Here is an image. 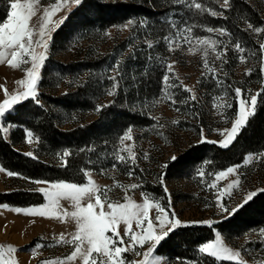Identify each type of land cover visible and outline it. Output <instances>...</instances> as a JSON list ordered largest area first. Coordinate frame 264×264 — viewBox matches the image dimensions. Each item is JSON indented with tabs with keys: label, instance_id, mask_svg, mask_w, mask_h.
<instances>
[{
	"label": "rangeland",
	"instance_id": "obj_1",
	"mask_svg": "<svg viewBox=\"0 0 264 264\" xmlns=\"http://www.w3.org/2000/svg\"><path fill=\"white\" fill-rule=\"evenodd\" d=\"M114 1L109 0L110 3ZM127 1L151 5V12L141 16H126L117 20L115 25L101 29L89 23L84 25L87 14L83 11V15L78 16L80 20L75 21L76 25L72 27L65 41L52 51L54 32L78 6L71 5L57 12L52 17L57 26L50 33L47 59L40 70L37 99L28 98L19 104L26 103L28 108L31 105L40 107L52 116L55 127L65 131L88 125L99 119L100 123L97 126L109 132L100 140L91 141V148L96 149L97 154L92 155L93 159H88L86 171L102 190L105 186L110 189L108 196L111 201L123 202L126 194L124 189L116 187V183L123 185L124 188L137 184L138 187L135 190H128L127 195L136 202H142V193L151 194L169 213V219H172L174 213L175 218L182 222L174 230L189 226L209 227L203 223L192 222L212 221L211 226H214L232 216L221 212L217 207L218 203L231 209L243 203L247 193L264 192L260 191L264 189V157L255 158L264 153V150L250 153L254 159L247 165L244 161L249 154L245 155L241 163L229 166L235 167L236 171L219 181L216 180L215 174L229 167L213 172L210 170L207 157L200 163L191 162L171 167L175 161L171 158L173 156L177 158L192 147L202 144L228 148L234 142L237 136L227 147H221L219 143L225 140L227 136L225 130H230L232 122L237 118L240 100H246V104L250 106L251 96L260 92L262 84L258 80L256 71L261 69L264 61V50L260 49V44L264 43V32L257 33L248 28L247 22L244 23L245 30L249 31L248 37L253 41V49L249 47V43L246 45L237 42L229 31L228 36L207 32L206 28L209 27L223 28L217 22L220 19H227L222 11L225 8L221 7L223 0H209L216 3L213 10L222 15L212 16L206 12L207 17L204 15L205 12L202 13L194 7L189 9L185 4L174 3V0H157L155 3H150L151 0ZM55 2L56 0H39L38 16L42 15L45 7ZM246 2L258 13L259 18L264 20V0H246ZM129 20L135 23L123 27ZM185 28H191L192 38L189 42L184 40L188 33L180 32ZM257 28L264 29L262 25ZM195 37H208L221 42L217 45V52L224 53L222 59H216V52L208 49L209 54L206 59L209 67L214 69L213 72H209L204 67L203 48L206 46L199 45ZM237 43L244 48L243 53L236 50ZM149 44L152 46L149 47ZM170 47L174 50H170ZM189 48L198 50L193 54L189 52ZM36 51L40 52L43 49L37 48ZM241 56H244V62H241ZM80 61L87 64L86 69L73 68L74 63L78 64ZM117 62H119L118 73L115 70ZM169 64L172 65L171 71L168 69ZM67 65L72 67L65 68ZM27 67H30V64L22 65L20 69H13L6 63L0 64V85L4 86L0 88V103L6 98L5 88L9 94L23 90L16 81L25 78L22 69ZM44 70L47 71L44 73ZM248 70H251V74H246ZM262 73L264 76V72ZM165 75L169 77L170 86L167 89ZM84 86L90 91L88 101L94 107L91 111H86L85 105L78 106L74 96L75 93L81 94L78 90L81 88L85 90ZM185 88L191 91H185ZM235 88L242 89L241 97L235 96ZM165 90L169 98H165ZM109 91L114 94L109 95ZM193 94L195 100L190 98ZM62 95H72L71 103L61 102L62 107L54 105L57 104L56 99ZM218 97L222 99L218 100ZM173 100L176 102L173 103ZM225 103L230 104L231 107L219 106ZM214 104L218 106L214 107ZM18 105L5 116L0 117V127L9 129L6 136L2 133L0 135L6 143L17 142L14 147L17 153L57 165H64L61 160L64 151H69L73 155L77 153V150L66 146L56 149L42 144L40 146L39 137L24 124L31 121L39 122L42 117L32 119L28 114L18 115L16 113ZM98 106H105L100 109L106 111L105 113L123 108L134 116L123 125L118 122L112 125L110 122L115 116L110 115L102 119L100 111H96ZM10 115H14V119H11ZM129 128L132 129V140L124 141L122 145L120 138ZM29 131L33 134L31 143L28 142L29 138L26 135ZM201 132H203V140ZM127 145L132 146L136 157L135 163L127 159V152L120 151ZM27 153L32 155H26ZM117 154L125 156L126 161H118ZM162 165L166 167H161ZM93 166H96L98 171L93 170ZM0 168L3 167L0 165ZM132 168L139 172L141 179L137 175V177L128 175L129 171H133ZM7 172L9 171L6 169L0 172V198L6 195L14 202H35L40 196L42 203L39 205L32 203L25 207L0 204V245H12L18 249L14 254L17 264H42L46 260L82 264L79 258L71 262L67 261V256L74 250L72 245L56 243L61 233L64 234L65 239H71V233L75 231L74 221L65 218V222H61L57 218L25 215L10 210L41 207L46 200L39 189L47 188L49 185L38 184L19 175L10 177ZM161 177L163 184L160 182ZM86 180L87 177L84 183ZM236 180H239V183L228 189V184ZM145 182L151 183L152 188L162 189L164 193L145 191L143 189L146 187ZM213 183L216 186L210 187ZM82 203L86 205L87 201ZM247 203H243V206ZM5 205L7 207H4ZM60 205L61 209L73 210L68 200H61ZM156 215L155 209L150 210V218L154 219ZM133 229L139 231L135 228L134 222ZM261 230L264 229L247 230L240 237L231 238L232 242L221 236L225 246L238 251L245 264H264V236L260 234ZM120 231L123 234V226ZM216 232L218 231L215 230L214 234ZM37 245L41 247L37 248ZM34 249L35 255H33ZM156 249L153 255L161 258L159 264H167V259L157 255ZM139 250L146 251L147 245ZM124 255L129 261L142 259V256L137 257L132 252ZM221 261L235 263L231 260Z\"/></svg>",
	"mask_w": 264,
	"mask_h": 264
},
{
	"label": "snow or ice",
	"instance_id": "obj_2",
	"mask_svg": "<svg viewBox=\"0 0 264 264\" xmlns=\"http://www.w3.org/2000/svg\"><path fill=\"white\" fill-rule=\"evenodd\" d=\"M82 0H56L54 4L43 9L42 15L38 16L39 0H11L9 8L6 10V19L0 22V64L6 63L13 69H20L22 65H29L30 67L23 68L25 78L16 81V84L23 88L22 91H16L9 94L7 89H4L5 99L0 103V117L5 116L6 113L12 111L16 105L21 101L28 98L33 100L37 99V86L40 80V70L47 59L48 41L51 39L50 33L55 30L57 26L53 22L52 17L59 12L62 8L70 7L71 5L79 6ZM174 3L185 4L189 9L195 8L200 12L207 11L212 16L222 15L211 9H206L198 0H174ZM230 0H223L222 8H229ZM35 18V20H34ZM62 22V21H61ZM135 21L129 20L123 27H128L134 24ZM249 29L257 33L264 32V29L253 28V25L248 24ZM209 33L216 32L220 36H228L229 33L224 28H206ZM181 34L186 32L187 36L184 37L185 42H189L191 37V28H185L180 30ZM167 40V38H165ZM198 44L206 46L203 48L204 67L213 72L214 69L209 67L208 49L216 52V59H222L223 52H217V45L220 41L205 37H195ZM171 44V42H169ZM152 45L149 44V47ZM179 47V45H177ZM41 48L43 51L37 52L36 49ZM238 52L243 53L245 50L239 43L235 45ZM260 49L264 50V43L260 44ZM170 50H174L170 47ZM197 48H189V52L195 53ZM241 62H244V56L240 57ZM119 62H117L116 71L118 73ZM169 71L172 70V65H168ZM264 72V64L261 69ZM246 74H251V70H248ZM115 79V77H111ZM168 75L164 76L166 89L168 86ZM0 85V88H3ZM185 91H191V89L185 88ZM235 96L241 97L242 89L235 88ZM109 95L114 93L109 91ZM259 93L251 96V105L246 104V100H240V109L237 114V118L232 122L230 130L226 129L227 136L224 141L219 142L221 147H227L237 136L238 132L246 125L249 117L255 114L257 97ZM165 98H169L167 91L165 90ZM195 100L196 97L193 94L190 97ZM222 99L220 97L217 98ZM38 102V101H37ZM175 103L176 101H172ZM217 107V104L213 105ZM220 107H231L230 104L225 103L219 105ZM105 106H98L96 111ZM175 123V121L173 122ZM9 129L7 127H0V133L4 136L7 135ZM132 129L129 128L124 135L120 138V142L123 145L124 141H131ZM29 138L28 142H32V132L26 133ZM203 140V132H201ZM210 143H216L209 141ZM121 152H127V159H130L132 163H135V153L132 151V146L127 145L120 149ZM26 155H32L27 153ZM69 151H64L61 155V160L66 165L67 161L64 159L70 156ZM264 157V153L255 157L257 159ZM117 160L125 162L126 157L117 154ZM147 158V157H145ZM175 160L176 157H172ZM254 159L252 154H249L245 158V165L252 162ZM115 167V165H113ZM161 167H166L162 165ZM4 169L0 168V172ZM87 180L83 184H77L74 182H47V181H34L38 184H48L49 187L39 189L43 193L46 203L39 208L28 209H10L17 213H23L25 215H39L46 218H57L61 222H65V218H70L75 223V231L71 233V239H65L64 234L61 233L60 237L56 240V243L69 244L74 247V250L69 256L67 261L71 262L79 258L82 264H159L160 257L154 256V250L157 245L164 240L168 234L176 227L181 225V221L175 218V214H172V219H169V213L156 200L151 194L142 193V202H136L127 195L128 190H135L138 185L131 184L127 188L123 185L116 183V187L124 189L125 196L123 202H113L109 199L108 192L110 191L107 186L102 190L90 176V173L86 170H82ZM236 171L235 167H229L225 171L216 173V180L226 178L229 174ZM203 174V173H201ZM8 176L17 175L13 172H7ZM128 175L131 177L133 173L129 171ZM160 182L163 184V177L160 178ZM239 180L233 181L228 184V189H231L234 184H238ZM215 183L210 187H215ZM264 191V189L260 190ZM167 192V188H165ZM257 193H247L243 203H247ZM70 201V206L73 209L68 211L61 209L60 201ZM87 201L86 205L82 201ZM94 201V202H93ZM243 203L229 209L222 203H218L217 207L223 213L228 215L235 214L240 208L243 207ZM4 207H7L6 205ZM155 209L157 215L150 218V210ZM133 222L136 231L133 229ZM146 222V226H145ZM203 223L211 227L212 221L192 222ZM121 226H123V234H121ZM264 236V230L260 233ZM125 237L127 240H125ZM147 245V250L141 252L139 249H143ZM41 247L37 245V248ZM18 251L12 245H0V264H17L14 254ZM199 253L206 256L208 259L214 261L231 260L235 261V264H245L240 258V253L234 251L231 248L225 246L223 238L220 233L214 234V239L205 242L200 245L198 249ZM128 252H132L135 256L142 259L127 260L125 255ZM36 254V250H33V255ZM42 264H65L64 261H43Z\"/></svg>",
	"mask_w": 264,
	"mask_h": 264
},
{
	"label": "trees",
	"instance_id": "obj_3",
	"mask_svg": "<svg viewBox=\"0 0 264 264\" xmlns=\"http://www.w3.org/2000/svg\"><path fill=\"white\" fill-rule=\"evenodd\" d=\"M11 0H0V22L6 18V10L8 3ZM204 1V2H203ZM157 0H151L150 3H155ZM206 9L213 10L216 3L209 0H198ZM155 5V4H154ZM230 7L222 10L227 16V19L217 20L224 29L230 32L233 38L237 39L240 44H250L249 47L253 49V41L248 37V32L244 28V23L253 25L257 28L259 25L264 27V20H261L258 13L246 2V0H230ZM150 6L135 4L127 0H115L110 3L109 0H83L68 16L64 24L54 32L52 36L51 50H55L61 43H63L69 34L72 27L78 22V16L83 15V11L87 14L86 23L96 25L101 29H106L117 23V20L124 19L126 16H141L147 15L151 12ZM205 11V16H206ZM207 17V16H206ZM205 17V18H206ZM247 19V20H245ZM83 20V21H84ZM82 22V21H81ZM83 62V63H82ZM264 64V61H263ZM75 69H86L87 64L84 61L74 63ZM72 65H67L65 68H71ZM47 70H44V73ZM258 80L262 84L255 114L248 120L246 126L237 135L234 142L228 148H220L214 144H202L192 147L187 152L178 156L172 163L171 167H176L182 164L198 162L207 157L210 163L211 171L222 170L231 165L242 162L245 155L250 153H258L264 150V76L261 70H257ZM85 87V86H84ZM78 90L75 93L78 101V106L85 105L86 111L93 110L92 104L88 101L90 91ZM73 95V94H72ZM72 95H62L56 99L54 105L62 107V103L70 104ZM26 103L19 104L16 107V113L28 114L32 119H42L39 122L31 121L27 126L37 137H39V145L50 147L53 149L66 146L67 148L77 150L76 154H71L66 158V165L48 164L43 161L34 160L17 153L14 147L17 142L12 141L11 144L6 143L0 135V165L17 175L30 181H47V182H74L83 184L85 176L82 170L88 169V159H93L92 155L97 154V150L91 148V141L100 140L109 131L101 130L97 126L100 121L95 120L88 125L82 127H75L70 130H60L54 126L52 116L45 113L40 107L31 105L29 108ZM115 107V106H114ZM119 107V106H118ZM66 109V108H65ZM67 110V109H66ZM104 112V113H103ZM100 111L99 114L102 119L114 115V119L110 122L116 125V122L121 125L132 120L133 114L129 113L123 108H116L114 111L107 112ZM111 113V114H110ZM14 119V115L9 116ZM116 120V121H115ZM15 123V122H14ZM110 124V129L112 128ZM98 127V128H97ZM44 141V142H43ZM93 170L98 171L96 166ZM133 175H137L141 179L139 172L134 171ZM136 176V177H137ZM143 180V179H142ZM145 191H159L164 193L160 188L150 187L152 184L145 182ZM23 194V193H22ZM21 195V194H20ZM15 196H17L15 194ZM25 197V195H23ZM20 196V198H23ZM39 197V198H38ZM35 202H14L8 199L6 195L0 198V204H9L14 206L25 207L35 203L39 205L42 203L40 196ZM264 229V192L258 193L249 203L245 204L235 214L225 221L215 224L214 226H189L178 228L168 234V236L159 244L156 249V254L167 259V264H235L226 261H214L208 259L206 256L199 253L198 249L201 244L213 239L214 231H218L228 242H232L231 238L240 237L247 230Z\"/></svg>",
	"mask_w": 264,
	"mask_h": 264
}]
</instances>
